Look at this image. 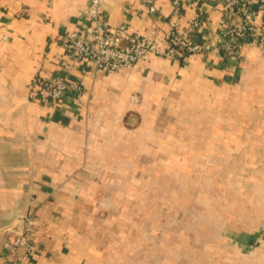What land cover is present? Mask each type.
<instances>
[{
    "label": "crops",
    "instance_id": "obj_1",
    "mask_svg": "<svg viewBox=\"0 0 264 264\" xmlns=\"http://www.w3.org/2000/svg\"><path fill=\"white\" fill-rule=\"evenodd\" d=\"M90 3L0 0V244L6 223L26 212L34 194L36 253L20 264H103L101 251L81 232L80 215L95 210L103 191L114 192L112 182L120 179L111 169L120 175L125 159L152 151L151 168L165 163L168 173L160 180L170 181L169 189L164 185L152 197L157 206L168 198L177 221L158 240L171 252L145 253L141 263L264 264V50L252 44L225 50L242 14L228 11L223 0H187L180 15H174L172 0H156L154 15L137 0H105L102 13L111 27L157 33L163 48L172 24L182 32L199 13L203 24L193 32L202 53L153 57L104 74L66 51L73 33L91 40ZM242 6L257 34L264 33V0ZM47 75L78 90L42 103L31 85ZM87 132L93 141L88 160L105 169L107 184L70 182L75 190L55 191L68 181L65 159L81 156ZM159 151L167 153L164 160ZM193 156L201 170L176 168H191ZM142 192L135 205H145ZM158 221L151 227L156 232L163 225ZM143 244L137 253L147 251Z\"/></svg>",
    "mask_w": 264,
    "mask_h": 264
},
{
    "label": "rangeland",
    "instance_id": "obj_2",
    "mask_svg": "<svg viewBox=\"0 0 264 264\" xmlns=\"http://www.w3.org/2000/svg\"><path fill=\"white\" fill-rule=\"evenodd\" d=\"M92 146L93 141L87 132L81 147V156L67 157L65 159L68 163L70 174L68 181L59 184L55 191L63 188L75 190L70 185V182L78 186L91 185L97 188H101L103 183L107 184V182L103 181L105 169L99 167L95 162L88 160ZM151 152L144 151V156L140 155L138 158L132 160V162L130 159H125L124 162L127 163V166L122 168L120 175L116 167L115 170L111 169L113 171L112 175H117L120 179L112 182L113 186H116L114 192L107 194L106 191H103L101 195L106 194L97 199L98 202L94 203L95 210L91 211V213L80 215L82 219L81 232L89 234V241L93 243L96 252L101 251L102 257H104L103 264H142L140 259H142L143 255L145 256V253L146 255L154 253L156 256L169 253L170 246H159L160 242L158 240L159 238H167L169 232H173L169 227L175 226L177 219L175 216H172L174 212L168 209V198L164 199V201L159 200L161 203L157 206V199L152 197V195L157 194L156 189H159L163 193L162 187L164 185L165 190L170 188V181L164 182L160 180L163 178L162 175L168 173V166L160 161L157 165H161L158 167L159 169L156 168L157 166L151 168L152 165L150 166L149 164ZM177 152L180 153L182 151ZM154 153L156 154V151ZM159 155L166 157L167 153L159 151ZM194 156L191 168L181 165H177L176 168L179 167L182 173H195L198 169L201 170L202 167L200 168L198 161L196 163ZM194 164L196 167L193 166ZM151 170L154 172L153 176L148 175ZM106 174L109 175V173ZM177 184L179 183L176 182ZM142 191L144 192V203L147 206L141 204V206L135 205L142 202L139 194ZM75 193L76 191L73 192V194ZM37 207V199L33 194L30 196L26 212L20 216H33L37 219ZM15 219L18 220L17 217ZM15 219L8 221L6 225H11ZM159 219L161 221L158 222L163 223V225L156 232V229L151 227ZM139 242L144 243L143 246L147 251L142 252L139 250L138 253L136 252L137 247H141ZM149 264H151V261Z\"/></svg>",
    "mask_w": 264,
    "mask_h": 264
},
{
    "label": "built area",
    "instance_id": "obj_3",
    "mask_svg": "<svg viewBox=\"0 0 264 264\" xmlns=\"http://www.w3.org/2000/svg\"><path fill=\"white\" fill-rule=\"evenodd\" d=\"M151 15L157 13L156 0H137ZM244 0H223L231 13H240L243 18L239 24L229 30L231 41L225 47L228 52L241 50L252 44L264 50V33L257 34L250 23L248 9L242 6ZM105 0H91L87 33L91 40L77 33L70 35L66 43L67 55L74 61L90 60L98 72L104 74L119 73L135 65L145 63L153 57L183 59L187 54L202 53V48L193 41V32L203 24V14L199 13L184 31L176 30L172 24L171 41L166 48L157 33L152 35H132L124 26L111 27L102 13ZM187 0H172L174 15H180ZM36 91L34 98L42 103H55L70 90H78L67 79L47 75L33 81ZM37 219L33 216H21L3 230L6 238L0 244V264H20L35 255V235Z\"/></svg>",
    "mask_w": 264,
    "mask_h": 264
}]
</instances>
